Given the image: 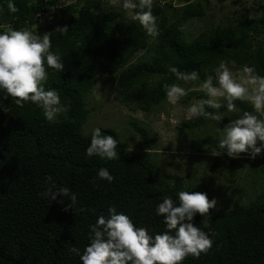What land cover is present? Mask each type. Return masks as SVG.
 <instances>
[{"label":"trees","instance_id":"1","mask_svg":"<svg viewBox=\"0 0 264 264\" xmlns=\"http://www.w3.org/2000/svg\"><path fill=\"white\" fill-rule=\"evenodd\" d=\"M69 1L11 0L19 9L12 13L7 7L10 0H0V32L8 27H38V34L51 33L50 51L60 56L64 68L57 72L45 62L48 79L44 87L56 89L61 103L69 107L48 122L36 105L25 102L20 107L0 89V264H82L69 248L75 246L83 254L90 242V225L101 214L108 217L109 207L115 206L136 227L154 236L166 230L163 217L156 214L165 195L178 204L180 191L208 194L196 168L187 172L171 162H160L151 131L137 119L128 123L139 138L133 146L114 129L98 126L103 134L117 139L119 159L86 155L91 132L83 128L101 107L93 98L99 79L105 76L115 81L121 106L148 114L168 102L165 85L185 83L168 71L169 66L196 70L199 79L186 83L196 86L208 76L215 84L221 61L254 67L264 76V0L256 9L213 24L193 38L187 29L205 18L211 9L207 1L177 5L172 0H154L152 11L160 33L156 37L122 10L106 7L105 0ZM181 25H186L183 31ZM42 26L45 32L40 31ZM65 26L67 33L56 31ZM193 96L196 101L207 99L203 93L192 92L178 102L187 107ZM235 103L236 112H229L223 101L218 110L206 109L219 112L221 121L193 117L174 127L178 139H191L189 150L197 158L209 151V171H223L219 183L223 181L221 190L229 199V204L222 202L210 210V229L204 228V218L196 214L193 223L216 235L207 254L188 256L182 264H264V150L252 159L247 153L231 158L218 148L222 138L218 129L230 120L245 111L260 119L264 116L247 101ZM216 151L221 154L212 155ZM194 154L183 157L189 160ZM171 166L169 173L166 169ZM101 167L114 177L112 182L96 179ZM46 176L76 193L74 210H64L70 203L67 197L58 195L50 201L39 195L48 187ZM234 183L235 188L231 187Z\"/></svg>","mask_w":264,"mask_h":264},{"label":"clouds","instance_id":"2","mask_svg":"<svg viewBox=\"0 0 264 264\" xmlns=\"http://www.w3.org/2000/svg\"><path fill=\"white\" fill-rule=\"evenodd\" d=\"M111 5L120 6L130 15L133 21H138L149 36L156 37L159 33L157 17L153 14L154 0H110ZM12 13L19 9L14 3L7 5ZM186 25H181L183 31ZM67 33L68 28L56 29ZM52 47L51 33L38 34L37 30L27 28L16 30L11 27L0 32V89L15 99L16 105L23 107L25 102H31L42 110L48 122H54L57 117L69 110L61 103L60 94L56 89H45L48 79L45 68L61 72L64 64L59 55L50 51ZM168 71L178 80L185 83L199 79L196 70L180 71L169 66ZM216 83L208 76L200 85L207 99H199L188 109V118L204 117L221 121L219 112L213 113L206 109H220L226 103L229 112H236L235 101H247L256 113L264 116V76L256 73L254 67L243 66L238 73L221 61L216 70ZM169 102L176 103L188 92L179 84L165 85ZM8 111V109H4ZM218 148L226 150L231 158H238L241 153H247L254 159L264 150V119L258 118L253 112L245 111L239 118L230 120L224 128ZM117 139L103 134L100 128L91 132L90 145L86 149L88 157L98 156L101 159H119ZM259 145V146H258ZM220 151L212 155H220ZM96 179L112 182L114 177L101 167ZM48 187L40 196L56 200L57 196L67 197L70 203L65 211L73 209L77 204V195L67 186H58L51 176L45 177ZM95 182V181H93ZM177 204L170 196L165 195L156 207V214L163 217L166 230L150 235L148 229L136 227L132 219L117 212L115 206L108 208V217L101 214L95 224L90 225L89 244L83 254L72 246L70 253L79 256L82 264H182L188 256L199 258L212 248V236L215 232H205L193 223L196 214L204 218V228L210 229V210L217 205L216 199L209 200L206 193L180 191ZM84 211L83 208L79 209ZM175 234H171L172 232Z\"/></svg>","mask_w":264,"mask_h":264},{"label":"rangeland","instance_id":"3","mask_svg":"<svg viewBox=\"0 0 264 264\" xmlns=\"http://www.w3.org/2000/svg\"><path fill=\"white\" fill-rule=\"evenodd\" d=\"M172 1H175V4L177 5H182L194 0ZM204 1L209 2L211 9L207 11L204 19L194 21L193 24L187 29L189 38L197 36L201 31L213 24L217 25L220 22L225 23V20H230V17L232 18L236 14H240V12L243 13V11L245 10H254L257 8L258 3L263 2V0ZM67 2L70 1L64 0V4ZM120 3L122 4V0H120ZM105 6L111 7L116 10H122L127 17L130 16L122 9V7L111 5L110 0H105ZM67 18L68 17L66 16V19ZM47 20L49 21L51 20V18H48ZM35 29L37 30V32H39L38 27L34 28L33 30ZM45 29L46 27L42 26L40 31L45 32ZM227 65L233 71V73H238L242 69V67H236L232 63ZM218 67L219 66L216 67V70L218 69ZM180 86L185 88L188 94L193 92L198 94L203 93L204 95H206L205 92L200 90V86H196L193 83H183ZM93 98L97 100V102H99L101 107L98 108V115L96 117L91 119L88 118L86 120L83 128L85 133L92 132V130L94 128H97L100 124L102 128L114 129L120 135L121 139L130 141V145L133 146L137 143L139 138L129 127L128 123L131 120L137 119L139 123L144 124L151 131L153 135L151 136V139L153 140L151 144L155 146L156 151L160 153L159 155L162 156L160 157V162H171V164L173 163V165H178L177 170L185 168V171L187 172L191 171L193 168H196V170L198 171L197 177L202 179L209 188V192L207 194L208 199H216L217 204H220L222 202H224V204H229V199L223 196L224 191L221 190V188L223 187V181L219 183V181L224 177L223 171H209L210 162L206 159L208 158L206 156H210L207 153L209 151H206L204 155H201L199 158H197V155L192 153L191 149L189 150L191 139L187 137H179L178 139L176 137L177 134L174 132V127L180 121L189 119L187 109L191 104L196 102L194 96L191 97V99L189 98L187 107L181 106L178 101L176 103H171L168 101L165 105H161L148 114H145L141 111L130 112L128 109L121 106L117 101L115 81L104 76L97 82L93 91ZM95 113L97 112H94L92 114L94 115ZM184 154L194 155H192V157H190V159L188 160L187 158L183 157ZM189 161L190 163H188ZM169 169L170 170H166L171 173L172 166ZM214 177L215 179H213ZM231 187L235 188V183L232 184ZM231 191L234 190L231 189Z\"/></svg>","mask_w":264,"mask_h":264}]
</instances>
